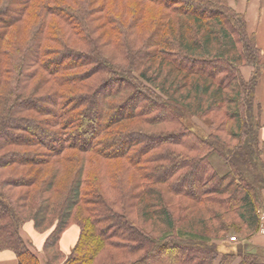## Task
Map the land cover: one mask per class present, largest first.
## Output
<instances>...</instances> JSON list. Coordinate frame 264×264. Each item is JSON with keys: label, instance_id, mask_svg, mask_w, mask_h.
<instances>
[{"label": "trees", "instance_id": "obj_1", "mask_svg": "<svg viewBox=\"0 0 264 264\" xmlns=\"http://www.w3.org/2000/svg\"><path fill=\"white\" fill-rule=\"evenodd\" d=\"M263 68L230 0H0V252L264 264Z\"/></svg>", "mask_w": 264, "mask_h": 264}, {"label": "crops", "instance_id": "obj_2", "mask_svg": "<svg viewBox=\"0 0 264 264\" xmlns=\"http://www.w3.org/2000/svg\"><path fill=\"white\" fill-rule=\"evenodd\" d=\"M235 6L239 12L246 15L248 28L250 32L257 35L258 43L264 50V0H237ZM254 67L246 65L242 67V72L245 78H250ZM256 98L261 102L264 112V68L262 79L257 87ZM261 138H264V127L261 129ZM29 234L32 232L33 237L37 238V243H43L44 236L38 233L33 224L27 223ZM80 233V227L77 224L71 225L63 234L61 245L65 252H70L75 245ZM256 243L264 244V234L256 233L253 238ZM36 241V239H35ZM0 264H18L15 254L11 251L0 252Z\"/></svg>", "mask_w": 264, "mask_h": 264}, {"label": "rangeland", "instance_id": "obj_3", "mask_svg": "<svg viewBox=\"0 0 264 264\" xmlns=\"http://www.w3.org/2000/svg\"><path fill=\"white\" fill-rule=\"evenodd\" d=\"M235 1H237V0H230L231 4H233V5H235ZM255 112H256V114H259V113H257V111H255ZM191 120L194 121L193 123H195V125L200 126L202 128V130L204 131V133L209 132V127L207 126V124L203 120H201L200 118H198L196 116L192 117ZM262 140L264 142V138ZM212 161L220 173H224L227 171L226 163L219 157V155L217 153L212 156ZM261 209L264 210V208H261ZM261 223H262V220H261ZM27 228L28 227L26 224L22 229L24 237L26 238L28 243L32 246V248L38 253V255L41 259V264H48L46 255L44 253V250H43L41 244L37 243V238H34L32 235V234H34L33 232L31 234H29V231ZM260 233L264 234L261 230H260ZM232 235L233 234H231V236ZM231 236L228 237L229 240H231L230 239ZM35 239H36V241H35Z\"/></svg>", "mask_w": 264, "mask_h": 264}, {"label": "built area", "instance_id": "obj_4", "mask_svg": "<svg viewBox=\"0 0 264 264\" xmlns=\"http://www.w3.org/2000/svg\"><path fill=\"white\" fill-rule=\"evenodd\" d=\"M259 213H260V218L262 220V223H261V231L264 233V210H259ZM230 239L232 241H237L238 240V237L231 236Z\"/></svg>", "mask_w": 264, "mask_h": 264}]
</instances>
